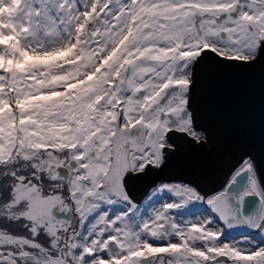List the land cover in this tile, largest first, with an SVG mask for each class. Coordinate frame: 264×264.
Returning a JSON list of instances; mask_svg holds the SVG:
<instances>
[{
  "label": "snow or ice",
  "instance_id": "obj_1",
  "mask_svg": "<svg viewBox=\"0 0 264 264\" xmlns=\"http://www.w3.org/2000/svg\"><path fill=\"white\" fill-rule=\"evenodd\" d=\"M258 62L264 0H0V264H264L251 156L207 195L133 189L207 143L200 76Z\"/></svg>",
  "mask_w": 264,
  "mask_h": 264
},
{
  "label": "water",
  "instance_id": "obj_2",
  "mask_svg": "<svg viewBox=\"0 0 264 264\" xmlns=\"http://www.w3.org/2000/svg\"><path fill=\"white\" fill-rule=\"evenodd\" d=\"M190 110L207 143L180 141L177 151L166 157L161 171L133 181L138 199L150 186L174 180L210 194L224 185L246 156L252 157L258 174L264 176V62L243 70L201 75L193 87ZM253 199L249 198L246 207H251Z\"/></svg>",
  "mask_w": 264,
  "mask_h": 264
},
{
  "label": "rangeland",
  "instance_id": "obj_3",
  "mask_svg": "<svg viewBox=\"0 0 264 264\" xmlns=\"http://www.w3.org/2000/svg\"><path fill=\"white\" fill-rule=\"evenodd\" d=\"M248 234H249V233L246 231L245 234H242V235H233V237L239 239L241 236H243V235H248ZM256 239L259 240V236H257Z\"/></svg>",
  "mask_w": 264,
  "mask_h": 264
},
{
  "label": "flooded vegetation",
  "instance_id": "obj_4",
  "mask_svg": "<svg viewBox=\"0 0 264 264\" xmlns=\"http://www.w3.org/2000/svg\"><path fill=\"white\" fill-rule=\"evenodd\" d=\"M246 232H244V233H242V234H245ZM242 234H238V235H242ZM230 237H233V235L232 234H230Z\"/></svg>",
  "mask_w": 264,
  "mask_h": 264
}]
</instances>
